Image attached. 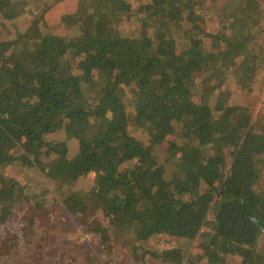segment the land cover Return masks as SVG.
<instances>
[{
	"label": "trees",
	"instance_id": "obj_1",
	"mask_svg": "<svg viewBox=\"0 0 264 264\" xmlns=\"http://www.w3.org/2000/svg\"><path fill=\"white\" fill-rule=\"evenodd\" d=\"M29 1L0 0V264H264V121L230 99L264 70L256 10L213 33L208 0H78L49 23L64 0ZM55 204L99 250L49 254Z\"/></svg>",
	"mask_w": 264,
	"mask_h": 264
},
{
	"label": "rangeland",
	"instance_id": "obj_2",
	"mask_svg": "<svg viewBox=\"0 0 264 264\" xmlns=\"http://www.w3.org/2000/svg\"><path fill=\"white\" fill-rule=\"evenodd\" d=\"M29 1V0H28ZM78 0H64L60 1L57 6H52L50 10L55 13L54 17H58L60 13L67 12L72 13L76 10ZM209 2L206 4H203V6H200L198 8L199 11L202 10V14L206 16L207 18V25H204V28H206L208 31H212L213 33H220L223 30V23L225 22L227 17H230L227 21V24L230 23V21L233 20L234 15L241 9L246 8L249 4L248 11L249 10H256L253 11L254 15L252 16L254 18V22H256V33L262 29L261 34L259 35L258 43L264 42V0H230L231 9L228 14L221 13L222 10H220L221 5L223 4L224 0H216L215 2ZM253 1L258 2L255 3ZM260 2V3H259ZM30 3V1H29ZM139 3H137L138 5ZM33 10L28 9L29 14L38 15V13L44 8V1L43 0H33ZM30 6V4H29ZM143 4H139L138 6V15L142 16L143 24L147 23H156L154 16H148L144 12H142ZM233 11V12H232ZM35 12V13H34ZM222 15H221V14ZM260 13V15H259ZM40 14V13H39ZM47 12L43 16L47 23H49V14L47 18ZM261 18V19H260ZM57 19V18H55ZM260 19V20H259ZM137 24V23H136ZM2 25H0L1 29ZM54 30L56 32H59V27H54ZM238 84H234L231 88V103L234 105H249L252 108H254L252 118L253 120H262L264 121V70H260L257 72L254 77L253 81L250 87V89H243L242 87L237 86ZM61 139V137H60ZM75 150L74 145L69 146V153H73ZM48 164V163H47ZM9 176H19L24 178L25 181L30 180L31 178L36 177V169L30 168V169H22L18 166H13L12 168L8 169L7 172ZM38 178H42L39 174ZM39 179V180H40ZM87 179L79 180L77 182V186L81 188H88L90 183L86 181ZM71 185L74 187L75 182L71 183ZM76 188V185L75 187ZM52 193V192H51ZM45 196L50 197L53 196L50 193L46 194ZM55 208V209H54ZM73 218L71 215L68 214V212L65 211L63 206H59L58 204H55L53 206V211L51 214L50 219V230L45 231V234L43 235V238L48 241V250L49 254H52L53 257H59L61 254L65 253L67 258H70L72 260H75V262H81L85 255L87 254L89 249V246L91 244L90 239L94 242L92 245H97V250H99V237L95 234L86 233L85 229L79 227L76 223L73 222ZM89 235V236H88ZM162 239V238H160ZM90 242V243H89ZM163 241L162 243H164ZM160 244L159 240L155 241H148L144 240L140 242V245L142 246L140 250H144L146 248L150 249L156 246L157 244ZM164 245V244H162ZM90 248H92L90 246ZM154 249V248H153ZM121 251L120 249L118 250ZM86 252V254L84 253ZM98 252V251H97ZM120 255L124 256V252L122 250V253L118 254L117 256L120 257ZM100 256H104V253H102ZM118 259V258H117ZM103 260V259H102ZM121 263V262H120ZM95 264V263H93Z\"/></svg>",
	"mask_w": 264,
	"mask_h": 264
},
{
	"label": "crops",
	"instance_id": "obj_3",
	"mask_svg": "<svg viewBox=\"0 0 264 264\" xmlns=\"http://www.w3.org/2000/svg\"><path fill=\"white\" fill-rule=\"evenodd\" d=\"M59 3H60V2H59ZM57 5H58V4H56L55 6H57ZM47 13L49 14L50 19L53 18V17L55 16V13L52 12L50 9L48 10ZM48 14H47V18H48Z\"/></svg>",
	"mask_w": 264,
	"mask_h": 264
}]
</instances>
